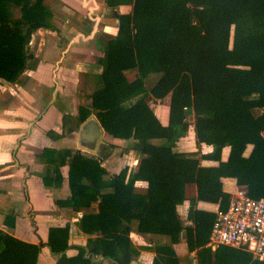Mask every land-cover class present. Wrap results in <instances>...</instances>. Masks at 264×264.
Returning a JSON list of instances; mask_svg holds the SVG:
<instances>
[{"label": "trees", "instance_id": "16d2710c", "mask_svg": "<svg viewBox=\"0 0 264 264\" xmlns=\"http://www.w3.org/2000/svg\"><path fill=\"white\" fill-rule=\"evenodd\" d=\"M105 4L118 20L117 33L103 37L97 86L90 104L79 106L77 121L93 112L110 137L136 139L141 149L137 170L108 175L91 154L44 148V185H59L60 168L67 165L70 196L60 203L78 209L97 202L98 212L83 214L79 221L84 232H95L97 238L79 247L77 256L67 257L68 225L50 227L46 243L25 242L0 229V264H36L44 244L60 254L57 264H89L97 252L116 264H129L131 220H137V231L166 234L175 243L183 229L177 205L185 200L194 222L193 229H186L188 248L202 247L216 214L197 209L196 201L216 202L225 210L229 194L221 177L235 178L252 198L264 197V0ZM119 5H130V10L120 13L115 9ZM51 19L44 0H0L2 79L15 82L25 69L36 66L27 46L34 31L53 28ZM126 71L133 76L128 78ZM167 95L168 118L162 123L149 101ZM190 116L198 147H211L207 154L175 150ZM225 147L229 153L222 160ZM201 157L218 164L203 166ZM136 180L147 182L144 193L135 192ZM188 183L196 185V196L186 197ZM153 250L152 264H181L172 245ZM238 254L242 264H259L246 252Z\"/></svg>", "mask_w": 264, "mask_h": 264}, {"label": "crops", "instance_id": "0c3cea01", "mask_svg": "<svg viewBox=\"0 0 264 264\" xmlns=\"http://www.w3.org/2000/svg\"><path fill=\"white\" fill-rule=\"evenodd\" d=\"M44 3L52 11V17L56 16V11L62 12L66 23L62 28L53 26L34 32L42 36L46 32H61L62 36H57L54 41L42 39L38 50L30 53L37 59L36 66L25 69L15 82L0 77V229L25 242L46 243L50 227L68 225L70 246L65 254L75 257L79 247H85L88 239L97 238V233H86L79 224L83 214L98 212L97 202L78 209L61 204L60 201L70 196L68 167L60 168L62 179L59 185L45 186L40 176L45 168L40 157L42 150L66 148L91 154L107 174L112 175L122 169H126L127 174L136 171L141 149L136 139L112 138L105 131L101 142L94 148H87L79 142L78 131L83 121H77L78 108L90 104L89 96L97 86L95 76L101 72L97 58L102 55L103 39H93L92 42L91 39L96 33H117L118 20L112 16L105 0H44ZM115 9L125 13L130 10V5H119ZM32 35L35 38V33ZM229 45L233 46V35ZM43 49L46 51L42 52ZM125 73L128 78L133 76V72ZM169 103L170 95L149 101L162 123L167 122ZM90 115L95 116L93 112ZM89 134H93L92 129ZM175 150H199L203 155L209 153L211 147L205 143L198 147L193 124H189ZM228 153L229 147L223 148L221 159L225 160ZM200 164L214 166L218 161L201 157ZM220 181L223 191L229 194V201L239 188L245 189L233 177H221ZM146 189V181H135V192L144 193ZM185 195L187 198L196 196L194 183L186 184ZM196 208L216 215L223 211L219 203L203 200L196 201ZM188 209V200L177 205L183 229L175 243L166 234L137 231V220L132 219L127 234L131 251L129 264H152L156 255L153 248L157 245H172L181 264H242L244 260L240 258V252L248 253L251 260H255L249 250L215 246L210 243V237L204 246L189 249L186 229H193L194 222L187 216ZM96 248L101 249V246ZM59 257L60 254L52 253L44 244L36 264H57ZM89 261V264H116L100 252L92 254Z\"/></svg>", "mask_w": 264, "mask_h": 264}, {"label": "built area", "instance_id": "2783aa9c", "mask_svg": "<svg viewBox=\"0 0 264 264\" xmlns=\"http://www.w3.org/2000/svg\"><path fill=\"white\" fill-rule=\"evenodd\" d=\"M210 243L249 250L264 264V197L255 199L239 188L212 224Z\"/></svg>", "mask_w": 264, "mask_h": 264}, {"label": "water", "instance_id": "95a60500", "mask_svg": "<svg viewBox=\"0 0 264 264\" xmlns=\"http://www.w3.org/2000/svg\"><path fill=\"white\" fill-rule=\"evenodd\" d=\"M92 129L93 134H89ZM103 128L94 115H89L79 126V142L87 148H94L99 145L103 136Z\"/></svg>", "mask_w": 264, "mask_h": 264}, {"label": "rangeland", "instance_id": "374dc122", "mask_svg": "<svg viewBox=\"0 0 264 264\" xmlns=\"http://www.w3.org/2000/svg\"><path fill=\"white\" fill-rule=\"evenodd\" d=\"M54 4H55V2H54ZM55 13H56V16L52 17L51 23H52V25L54 27L60 28L64 23H66L65 22L66 18L61 16L62 12H60V11H56ZM231 26H232V29H233V25H231ZM232 29H231V31H232ZM34 33H35V38H33V35H32L30 43L27 46V51L29 53H32V54H34L38 50L37 48L40 45L39 43L42 41V39H44V41H46V42L50 41V40L54 41V40L57 39V36L58 37L62 36L61 32L60 33L57 32V34L47 33L46 32V33L43 34V36H42V34H38L37 35L36 32H34ZM103 37H104V35H102V33H96V34H94L93 38L91 39V42L93 41V39L95 40V39H99L100 38L102 40ZM44 51H46V49H43L42 52H44ZM130 76H132V75H130ZM188 120H189V124H193V117L192 116H190Z\"/></svg>", "mask_w": 264, "mask_h": 264}]
</instances>
